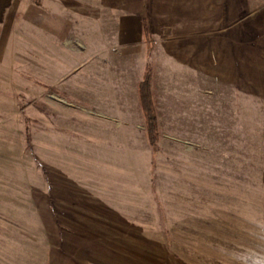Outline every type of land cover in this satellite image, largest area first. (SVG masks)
Returning <instances> with one entry per match:
<instances>
[{
  "label": "rangeland",
  "instance_id": "rangeland-1",
  "mask_svg": "<svg viewBox=\"0 0 264 264\" xmlns=\"http://www.w3.org/2000/svg\"><path fill=\"white\" fill-rule=\"evenodd\" d=\"M43 1L22 2L0 58V264H224L220 250L252 246L264 0ZM148 63L155 157L137 98Z\"/></svg>",
  "mask_w": 264,
  "mask_h": 264
},
{
  "label": "trees",
  "instance_id": "trees-1",
  "mask_svg": "<svg viewBox=\"0 0 264 264\" xmlns=\"http://www.w3.org/2000/svg\"><path fill=\"white\" fill-rule=\"evenodd\" d=\"M246 27L249 28V23H246V26L244 25V27L242 28L240 32L243 36L247 37L246 38L247 42H250L254 38L253 33L255 32L251 33L252 30L247 31ZM245 32H247L248 34ZM142 34H143L144 40L148 44L147 50L149 54H151L152 48L154 47V44H153L154 35L152 33L151 21L146 16L142 17ZM153 76H154L153 67L150 63H148L142 74L141 80L137 84V98H138L139 108L141 110L142 117H143L147 144L151 149V153L155 157L156 150L159 147V143L161 141V123L159 120L160 118L158 114V108L156 105V100H155V96L153 92V84H152ZM26 131H27V136H28L29 135L28 130ZM154 162L155 160L153 158L152 163Z\"/></svg>",
  "mask_w": 264,
  "mask_h": 264
},
{
  "label": "crops",
  "instance_id": "crops-1",
  "mask_svg": "<svg viewBox=\"0 0 264 264\" xmlns=\"http://www.w3.org/2000/svg\"><path fill=\"white\" fill-rule=\"evenodd\" d=\"M24 1L25 0H0V26H4L3 24H9L7 34L4 35L3 37H1V35H0V58H7L12 54L11 52H13V50H9V48H8V45H9L8 44V37L12 38L13 33L16 32V30L14 29V26L16 25L15 17L23 9L22 2L24 3ZM47 1L48 0H46L44 3L45 9H47ZM194 2H195V0H194ZM184 3L187 5H190V8H192L191 5L193 4V0H185ZM46 12H47V10H45V13ZM184 17L186 19H191L192 16L189 14V15H185ZM45 19H48L47 13L45 14ZM43 25H45L43 27L44 33L45 34H48L49 32L51 33V29L49 30L47 27V25H48L47 21L43 22ZM0 34H1V32H0ZM55 34H56V36L58 35L57 32Z\"/></svg>",
  "mask_w": 264,
  "mask_h": 264
},
{
  "label": "clouds",
  "instance_id": "clouds-1",
  "mask_svg": "<svg viewBox=\"0 0 264 264\" xmlns=\"http://www.w3.org/2000/svg\"><path fill=\"white\" fill-rule=\"evenodd\" d=\"M258 223V232L252 233V246H241L233 250H220L224 264H264V222Z\"/></svg>",
  "mask_w": 264,
  "mask_h": 264
}]
</instances>
